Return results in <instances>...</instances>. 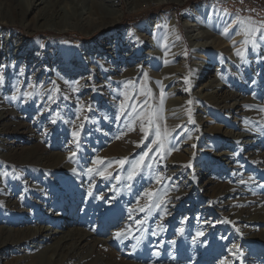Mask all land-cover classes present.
Here are the masks:
<instances>
[{"label":"rangeland","instance_id":"1","mask_svg":"<svg viewBox=\"0 0 264 264\" xmlns=\"http://www.w3.org/2000/svg\"><path fill=\"white\" fill-rule=\"evenodd\" d=\"M255 1L170 0L155 5L150 0L147 7L130 12L135 0H103L98 6L104 16L122 14L120 7L124 12L116 25L100 27L89 35L92 22L84 19L87 15L78 20L74 5L66 0L59 5L41 0L27 14L22 12L30 0L8 1L15 11L0 0V112L11 107L15 114L27 117L22 130H15L10 120L0 122V242H11L25 233L41 234L25 244L0 248V264H53L59 258L56 264L66 260L63 264H264V126L248 121V127L241 128V107L224 110V102L215 107L205 85L216 72L226 80L234 78L239 75L234 63L242 70L245 60L254 58L242 45L247 25L241 24L244 34L236 39L233 25L217 26L222 39L204 44L212 50L208 57L202 48L191 45L184 31L189 10L197 4L211 5L259 27L264 22V0ZM86 8L82 7L83 13ZM174 14L187 52L172 48L180 58L173 63L184 74L177 76L175 85L163 88L166 93L177 89L176 96L161 100V114L167 113L180 124L165 137L157 123L168 149L162 155L163 148L153 143L156 125L152 124L145 138L141 125L135 123L139 120L132 121L135 113L149 127V102L158 98L159 87L150 82L142 88L138 83L129 96L131 89H123L121 82L134 81L126 75L131 70L140 74L147 70L149 57L133 54L138 46L154 41L164 16ZM142 22L154 33L137 30ZM200 27L207 29L203 24ZM162 38L159 54L169 47L166 36ZM263 40L258 43L264 45ZM78 45L82 47H74ZM191 66L200 71L190 70ZM247 66V72L255 68ZM210 68L213 71L206 73ZM195 72L202 78L192 84ZM64 82H81L84 87L77 97H70L59 89ZM231 83V90L221 88L218 94L236 91L241 99L264 102L258 81L252 87L239 80ZM180 88L189 89L182 94ZM51 90L49 104L36 100ZM138 91L143 92L140 103L135 98ZM24 92L31 94L20 98L18 94ZM175 97L184 103L178 106L171 100ZM127 98L124 113L120 103ZM76 115L84 117L80 126L71 120ZM177 129L179 134L174 135ZM32 133L47 144L46 158L32 164L20 163L25 154L9 159L12 138L20 144L13 148L15 153L23 147L27 152ZM227 133L232 139L223 136ZM242 135L249 136L239 140ZM116 142L123 145V151L108 156L107 149ZM145 152L148 156L142 167L129 180L133 163ZM121 159L126 160L124 165L117 163ZM167 194L174 200L165 202ZM245 216L253 221L243 220ZM46 232L48 238L43 236ZM84 232L93 235L92 242L72 240ZM117 232L123 234L117 238ZM233 244L239 251L232 249Z\"/></svg>","mask_w":264,"mask_h":264},{"label":"bare ground","instance_id":"2","mask_svg":"<svg viewBox=\"0 0 264 264\" xmlns=\"http://www.w3.org/2000/svg\"><path fill=\"white\" fill-rule=\"evenodd\" d=\"M8 1H10V0H4V3L5 4L7 3V5L10 8L13 6V10L15 11L16 7L12 4V2L8 3ZM39 1H41V0H30V2L28 3L27 10H23L22 14H27V11L34 8L35 5H37V3ZM57 1H59V0H55V1L50 0V4L51 5L56 4ZM61 1L59 3H57L56 5H59L61 3ZM66 1H68L70 4H72V6L74 5V7H75L74 13L77 14L78 20H79V18L83 17L82 15H87L84 17V19H88L92 22L93 27L90 30V32H88L89 35L92 34L91 31H94L95 29H98L100 27L109 28L113 25H116L119 22V20L121 19L120 15H122L124 12V9L122 7H120V13H122V14H119L117 11L116 13H113L112 16L106 17L99 10L100 7L98 6V2L101 3L103 0H66ZM106 1H110V0H106ZM149 1L150 0H135L134 6H130V10H131L130 12L138 11L141 9L142 6L144 7V5L147 7L148 6L147 4ZM169 1L170 0H153L155 5H160L162 3H167ZM86 6H87V8H86L87 10L83 13L82 10ZM82 7H83V9H82ZM188 16L189 17H187V19L185 20L184 31L189 33V40H190V38L192 39V41L190 40L191 45L193 46L195 44V48H198V49L202 48V50H201L202 52L201 51L200 52L205 54V56H207V57L209 56L208 55L209 53H212V50L209 48L207 49V47H205L204 44L209 43L208 42L209 40L211 42L214 41L213 43H215L217 41V39H218V41H221V39H222L221 33L219 34L216 31V28L221 26L220 24L228 23L227 27H230L233 25L236 28V30H235L236 32H234L236 34V36L234 37V39H236L240 35L244 34V30L241 27L242 25L237 23V21H239L240 19L236 15H231V14H229L223 10L219 11V10H217V8H214L211 5H200V4L193 5L189 10ZM162 20H163L162 21L163 25L161 24L162 25L161 27H159V24L156 23L157 20H155V22H154L155 27L157 25L159 27L158 29H156L157 27L155 28L156 31H155V34L153 36L155 38L154 41L149 42L148 44L144 43V45L142 44V45L138 46V48L136 50V54H133L134 57L135 56L137 57L140 55L142 56L143 54H146L144 56L145 58L142 56L144 59L149 57V59L147 60L149 62L147 70L145 69L144 73L142 72V74L139 73V70L138 71L131 70V71L127 72L128 74L126 73V75L131 76L132 78H135L134 81L128 80L125 82V80H123V82H121V83L123 84L122 85L123 89L128 90V92L131 89L129 96L132 93L133 88L137 87L138 83H140V87H142V88H144V87L146 88L150 82L159 87V95L157 96L158 98L152 96L155 99L153 100V98H152L149 102L150 114L153 117V123L155 125H157V123L161 124L162 130L164 132H166L169 136V134L171 133L173 128L176 127V125L178 127L180 123H179V121H175L174 119L170 118L171 116H168L167 113H165V114L163 113L164 115L161 114L164 110L163 106L161 105V103H162L161 100L163 98L169 99L170 96H172V97L176 96L175 92H176L177 88L173 87V89H172V91H170V93H166L163 90V88L166 86L175 85V82L177 81V78H178L177 76L184 74L182 69L175 66L173 63L174 61H176L177 59H180V58H178V56H175L176 54L174 55V51H172V48L173 47L176 49L178 48V51L182 49V52L185 53V52H187V44H186L185 39L183 37L182 30L178 26L177 15L174 14L173 16H164ZM154 23H153V25H154ZM143 24L144 23L142 22V24L138 25V27L136 29L137 30L142 29L143 31H146V32L148 31L151 33L153 32L152 29H150L149 27L147 28V27L143 26ZM202 24L207 27V29L204 31L200 30V28H201L200 26ZM153 25H152V27H153ZM229 30H230V28H228V31ZM163 35L166 36L165 42L166 43L168 42L167 47H168V45H169V47L165 49L164 53L160 52V54H159V49H161V42L163 39L162 38ZM247 38L248 37H246L245 39H247ZM244 40L242 41V45L244 44ZM222 42H223V40H222ZM244 46H246V48L254 54V58L251 60L250 59L245 60L242 70H240L241 67H239L236 63H234L235 68L237 69V71H239V75L234 76V78H232V79L226 80V78L222 77V75L218 74L217 72L214 73V75H209V77H211V76H213V77H212V79L205 81L206 82L205 85L208 84L207 91L211 90V92L208 94L210 96L207 98H209L208 100H210V99L212 100V103L215 104V107L218 105L217 102H224V104L222 106V108H224V110L234 109L237 106L241 107V110H242L241 128H247L249 122L259 123L262 126H264V122H263L264 121V111H260V109H264V102L258 103V102H256V100H253V99L247 98V97L241 99L239 97L240 93L238 94V93H236V91H234V92L229 91V90H231V86H232L231 82H233L234 80H239L246 87H252V86H254V82L258 81L260 84L259 89H261V88L264 89V45H262L261 43L260 44L258 43V46H256L255 48L251 44H247V45L244 44ZM74 47H76V48L82 47V45H78V46H74ZM260 49H262V52H259ZM182 58H184V57H182ZM206 61H207V59H206ZM246 63L253 65L255 68H253L251 71L247 72L246 70H248V66ZM205 66H206V68H208L210 66V63L206 64ZM212 67H214V65H212ZM145 68H146V66H145ZM189 69L192 71L194 70L196 72L200 71L199 69L197 70V68L193 67V66H191ZM212 71L213 70L210 68V69H208V71L206 73H211ZM196 72L193 73L192 78H190L192 84L202 78V76ZM202 75H204L203 71H202ZM76 83L71 84V83L64 82L63 85H61V83H60V88L59 87L58 88L61 91L65 92L67 96L77 97V95L81 92L84 85L83 84L80 85L81 82H79L78 84H76ZM221 88H229V90L228 91L225 90L222 93L218 94V91ZM52 89H55V88H52ZM188 89L189 88H186V90L184 92H183V88H180V90L179 89L178 90L180 93L186 94ZM46 91H49V89H46ZM140 91H138V96L135 97V98H139V100H137V102H139L143 98V96H142L143 92L141 93ZM51 92L53 93L54 90H51L50 92H48L49 94L37 95L35 98L37 101L44 102L47 104L49 99H50L49 97L51 95ZM134 92H135V89H134ZM28 94H31V93L30 92H24V93H21L18 95L20 96V98H22L25 95L28 96ZM178 98L179 99H177V97H175L174 99H171V100L176 101V104L179 106V105L183 104L184 102L181 101V97H178ZM227 101H231L232 104H229V102H227ZM128 102H129L128 98L126 100L125 99L121 100L120 108H121V105H124V108L122 110L124 113L126 110H128L127 109ZM10 105H12V104H10ZM77 105H78V103H77ZM168 106L169 105L167 104V107ZM13 107L16 108L15 105ZM46 107H48V106H46ZM17 108H18V105H17ZM10 109H11V107L9 109H8V107H5V109H1L0 122L3 120H5V121L10 120L12 122L15 130L24 129L25 127H23V125H26L25 122L27 121V117L18 114V115H20V119H19V116L17 114H15V111L12 112ZM168 109H169V107H168ZM78 110H80V108ZM165 110H166V108H165ZM173 114L174 113H172V115ZM159 116H161V119ZM175 116H177V115L175 114ZM215 117H217V116H215ZM23 118H26L24 120V123H22V121H21V119H23ZM140 119H139V116L137 114L134 113L132 115V121L133 120L134 121H138V120L141 121ZM71 120L73 121V124H76V126H80L81 124H83L84 117H78L76 115L74 117H71ZM177 120H180V119H177ZM139 121L135 122V123H137V125H142V124L144 125L145 124L144 122H139ZM21 133L23 134L24 132H21ZM178 134H179V130L177 129L174 132V135H178ZM144 135L145 134H143V136ZM10 136H12V135H10ZM141 136L142 135H140L139 137H141ZM223 136H225V138L232 139V138H230V136L232 137V135H230L229 133L224 134ZM248 136L249 135H242L239 137V140H242L245 137L248 138ZM250 138H252V137H250ZM6 139H8V138H6ZM8 140H10V139H8ZM27 141H29L31 144V146L28 147L29 150L27 152H24L23 150L27 147H25V148L23 147L21 149L22 154L20 152L15 153L13 148L20 145V144H18L19 143L18 140H16V138L13 137L12 142H9L11 144L8 147V149H9L8 151H11V150L12 151L8 153V158L12 159V160L13 159L16 160L17 158H19L23 154H25L24 159H22L20 162V163H24V164L25 163L26 164L27 163L32 164L35 162L36 159H40V158H44V157L46 158V156H43V154L45 155V152H47L46 151L47 144L45 143L42 136H38L37 134L32 133L29 137V140H27ZM123 148H124L123 145H121L119 142H116V143L110 145V147L107 149L108 150V156L115 155L117 153L122 152ZM126 149H127V147H126ZM127 151H128V149H127ZM167 153H168V149H166L164 146L163 149L160 150V154L163 155V154H167ZM225 154L227 156V152H225L223 155H225ZM103 155H104V153H103ZM104 156L106 157L107 155L105 154ZM225 188H226L225 186L221 187L223 192H225L227 190V188L226 189ZM173 200L174 199H173V196L171 194H167L165 196V199H164L165 202H169V201H173ZM238 211L240 212V214L243 213L241 208L238 209ZM233 214H232V216H233ZM243 220L250 222L249 220L253 221V218L251 219V218H247L245 216L243 218ZM240 221H242V220H240ZM38 234H39V232L38 233L33 232L30 234L25 233V234H22L21 236H18L15 240H13L11 242L6 243L5 241L4 242L1 241L0 242V248L7 247V246L13 247L16 245L25 244V243H27V241L29 239H33V238L37 239ZM44 234L45 235H43V236L45 238L49 237L48 236L49 232L48 233L46 232ZM39 236H41V234H39ZM72 240H74L75 243L92 242L93 241V235L89 232H84V233H80L79 235L77 234V236L72 238ZM33 256H35V255L30 256V258ZM61 260H62V258L56 259L53 264H56L57 262H61ZM66 261H64L63 263H65Z\"/></svg>","mask_w":264,"mask_h":264},{"label":"snow or ice","instance_id":"3","mask_svg":"<svg viewBox=\"0 0 264 264\" xmlns=\"http://www.w3.org/2000/svg\"><path fill=\"white\" fill-rule=\"evenodd\" d=\"M238 24H245L247 25L245 28V35L248 37L247 39L244 40V44H251L254 48L256 46H258V42L261 39H264V22L261 23V25L259 27H254L252 26V22L249 21H245V20H239L237 21ZM227 31V29H226ZM237 55H241L240 52L237 53ZM54 83V82H53ZM190 103V102H189ZM121 108L123 110L124 105H121ZM133 111H135V108H133ZM260 111H264V109H260ZM194 122V121H193ZM148 128L144 127V125H141V131L144 132L145 134V138H147V136L149 135V128L152 126L153 124V118L151 115H149L148 117ZM78 135V133H73V136ZM164 136H167V133L165 132ZM156 140L153 141L154 144H156L158 146V149L163 148L164 147V140L161 139V133H160V127L159 125H156ZM148 156V153L145 152L140 156V159L135 161V163H133L131 171L129 172L128 175V179L131 180L134 178V176L136 175L137 171L142 167L145 158ZM102 162V161H101ZM126 162L125 159H121L119 161H117L118 164L120 165H124ZM93 171V169H89V172ZM145 195L151 197L153 195V193L151 192H146ZM157 207H159V205H156ZM141 211H143V209H141ZM123 233L122 232H117L116 236L117 238H119ZM232 249H235L237 251H239L238 246L233 244L232 245ZM235 254V253H234ZM221 264H224V261H221Z\"/></svg>","mask_w":264,"mask_h":264},{"label":"trees","instance_id":"4","mask_svg":"<svg viewBox=\"0 0 264 264\" xmlns=\"http://www.w3.org/2000/svg\"><path fill=\"white\" fill-rule=\"evenodd\" d=\"M253 1H255V0H253ZM255 2H258V1H255Z\"/></svg>","mask_w":264,"mask_h":264}]
</instances>
